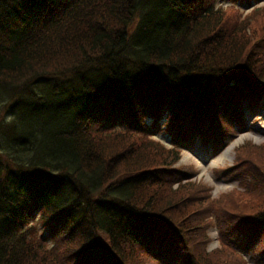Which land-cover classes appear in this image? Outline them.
I'll return each instance as SVG.
<instances>
[{
  "label": "trees",
  "instance_id": "1",
  "mask_svg": "<svg viewBox=\"0 0 264 264\" xmlns=\"http://www.w3.org/2000/svg\"><path fill=\"white\" fill-rule=\"evenodd\" d=\"M217 1L0 0V156L9 162L0 158V264H103L107 257L108 264H147L163 244L189 237L182 221L164 214L186 219L188 192L166 203L156 195L168 180L184 187L171 168L179 152L152 148L145 120L191 144L201 101L207 140L210 117H242L246 88L235 101L229 77L250 76L253 64L264 84V43L259 56L241 62L247 41L236 35L245 24L234 27L242 15ZM45 68L54 72L41 74ZM79 95L93 96L99 111ZM121 105L131 110L107 111ZM149 152L165 155L160 168L145 167ZM38 222L45 232L33 239ZM191 262L187 254L183 264Z\"/></svg>",
  "mask_w": 264,
  "mask_h": 264
},
{
  "label": "rangeland",
  "instance_id": "2",
  "mask_svg": "<svg viewBox=\"0 0 264 264\" xmlns=\"http://www.w3.org/2000/svg\"><path fill=\"white\" fill-rule=\"evenodd\" d=\"M219 4L227 5L228 3L219 2ZM258 8L257 11L254 8L249 10L232 8L239 14L246 15L244 19L243 17L237 18L238 24H235L234 27V30H239L242 29L241 25L245 24L244 29L246 32L237 31L238 34L236 35L239 44L247 41L241 62L246 60V56L251 49L255 52L258 49V45L264 43V2ZM110 21L109 25L112 24L113 18H110ZM79 46L81 44L78 42L76 45H72V52H77ZM72 61L69 58L65 59L67 64H71ZM43 70L45 72L41 74L54 72L48 68ZM58 77L59 75L45 76L42 79H55ZM0 97H3V95H0ZM59 99H63L62 95L59 96ZM262 111L264 112V109ZM243 112L245 113L244 133L239 132L242 126L238 122H234L229 126L221 121V124H218L219 130L213 131L214 129H209L213 137L212 140L204 139L205 142L201 143L200 140L194 139L192 146L197 147L190 151L184 150L182 153L180 152L181 160L172 167L181 172L180 177L183 179L182 185L184 187L176 181L168 180L164 189L157 191L158 193L156 194L166 203L171 200L176 202L181 195V189L188 192L185 197H190L191 206L186 219L181 215L179 220H174L167 212H164V214L174 222H177L179 226L181 224L180 221L184 223L188 232L183 230L189 237L180 236L183 241H186L189 252L199 260L200 264H202V260L205 264H208L203 255L202 257L197 255L202 254L201 251L211 254L210 259H215V264H241L240 260L235 257L236 254L231 252V250L239 247L245 250L244 254L252 261L249 263L247 259H244L239 254L245 260V264H264V235L258 238V240H261V244L259 248L255 249V245H250L246 240L237 243L235 239L231 240L228 237H222L219 233V229L224 231L232 229L236 234L235 236H237V226L264 222V219H261L264 216V168L259 164V162H264V156L260 152L264 151V131H259L254 125H251L253 119L258 116L257 113L259 111L252 113L245 105L243 106ZM167 122L168 118L165 116L164 123L166 124ZM258 123L264 128V121H259ZM214 132L222 137L220 139L224 141V144H230L227 149L225 148L226 150L224 149L215 159L209 162V156L217 151L216 145H214ZM154 135L156 134L154 133ZM154 135H148L146 141H153L152 148H161L164 143L160 139L154 138ZM159 137L166 138L163 130L159 133ZM14 146L16 148L17 144H11V147ZM249 148L253 149L249 150ZM156 156L149 152L143 158L148 161L146 168H160L165 155L157 153ZM0 158L4 164H9L5 155L0 156ZM17 163L14 160L15 167ZM153 193L150 194L153 195ZM143 200L149 199L144 198ZM44 232L43 223L38 222L32 232V238L37 239ZM242 240L240 237L239 241ZM222 241L229 247L223 248L220 244ZM194 248L197 254H195ZM226 250L232 254V259L227 258ZM179 252L180 256H183V260L176 263L183 264L184 259L187 257V251L181 246Z\"/></svg>",
  "mask_w": 264,
  "mask_h": 264
}]
</instances>
